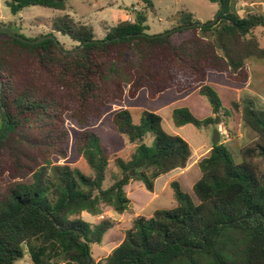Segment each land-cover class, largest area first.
<instances>
[{"label": "trees", "instance_id": "obj_1", "mask_svg": "<svg viewBox=\"0 0 264 264\" xmlns=\"http://www.w3.org/2000/svg\"><path fill=\"white\" fill-rule=\"evenodd\" d=\"M67 1L11 0L6 6L16 15L32 6L64 11ZM210 1L221 3L212 25L182 11L164 36L148 35L137 11L102 39L68 15L54 18L51 31L36 38L14 33L33 41L55 31L76 44L70 53L52 39L31 45L0 33V264H15L24 251L32 264H51L53 255L62 264H264V173L250 162L264 159V111L250 100L241 110L231 106L256 141L240 151L238 164L223 144L211 145L196 163V204L171 182L176 206L134 216L121 243L97 263L91 246L101 243L112 222L80 218L105 208L132 212L125 192L130 183L153 192L156 179L184 169L192 155L184 140L163 130L159 115L123 107L125 94L134 100L144 91L152 99L199 87L211 116L198 120L179 108L173 125L217 130L230 112L203 84L207 76L245 83L246 61H264L254 35L264 30V14L240 16L235 0ZM141 2L152 9L149 0ZM186 29L192 35L173 44L171 36ZM110 106L117 109L106 117ZM100 120L101 126L91 125Z\"/></svg>", "mask_w": 264, "mask_h": 264}, {"label": "rangeland", "instance_id": "obj_2", "mask_svg": "<svg viewBox=\"0 0 264 264\" xmlns=\"http://www.w3.org/2000/svg\"><path fill=\"white\" fill-rule=\"evenodd\" d=\"M10 1L0 0V25H7L10 32L19 34L25 39L49 33L52 28V20L63 15H68L74 22L90 26L95 38L102 39L108 29L121 21L125 9H128L131 16L135 14L132 10L133 7L137 9V12H143L148 35H162L170 32L182 11L191 13L194 19L203 24L210 22L218 10V4L210 0H149L152 9H143L141 0H68L64 11L32 6L12 15L6 6V2ZM235 1L236 10L240 16L249 12L264 14V0ZM51 33L62 51L70 52L75 48L76 44L67 36L55 31ZM191 35L192 31L186 29L173 34L171 41L177 45ZM254 35L260 45L264 47V30L258 28L254 31ZM245 66L248 73L245 83H233L220 74H209L203 83L217 93L223 108L230 112V117L218 126L217 131L220 137L219 143L229 150L236 164L241 163L240 151L251 146L256 141V136L245 127L241 113L234 111L231 103H236L241 110L242 102L250 100L255 109L264 111V61L248 59ZM198 89L199 87H195L183 94L168 90L152 99L144 91L139 92L134 100H129L125 94L122 102L123 107L135 110L143 109L159 115L163 130L167 134L176 135L184 140L190 147L192 155L182 171H172L174 173L159 177L155 182L153 192H147L141 183H130L125 188V192L130 200L132 212L117 215L109 208H105L102 214L96 217L86 213L80 215L83 221L92 225H96L102 220L112 222V227L105 233L101 243L91 246V257L95 263L103 261L121 243L124 232L130 227L131 219L134 216L148 217L157 210H169L176 206L173 191L170 188L171 182H177L181 191L187 194L193 203H197L192 186L201 174L196 163L209 152L214 130L211 127L196 129L192 125L176 128L173 125L172 113L175 109L186 108L198 120L210 117L211 109L206 100L198 95ZM115 109H117L116 106H110V110L105 116ZM135 112L133 111V113ZM102 122L103 120L94 121L91 125L99 127L103 124ZM129 149L130 146H126L123 152L127 153ZM250 162L259 172L264 173L263 158H255ZM49 262L62 264L60 257L54 255ZM15 264L32 263L27 252L24 251L23 259Z\"/></svg>", "mask_w": 264, "mask_h": 264}, {"label": "water", "instance_id": "obj_3", "mask_svg": "<svg viewBox=\"0 0 264 264\" xmlns=\"http://www.w3.org/2000/svg\"><path fill=\"white\" fill-rule=\"evenodd\" d=\"M220 11H221V3L219 2L218 3V10H217L215 16L213 17V19L210 22L207 23L208 25H212L217 20L218 13ZM196 25H199V24H196ZM0 33H6V34L10 35L13 38H16V39H18V40H20L22 42H25V43H28V44H31V45L40 43V42H42V41H44L46 39H52L55 42V40L53 39V37L51 35L44 36V37H39V38H37L36 40H33V41H28V40H25V39L21 38L20 36H17L16 34L10 32L9 30H7L5 28L0 29ZM168 33L169 32L164 33L161 36H164V35H166ZM58 48L61 50L60 46H58ZM62 53H70V52H64V51H62ZM219 138H220L219 137V132L217 130H214L213 137H212V141H211V145L212 146L217 145L219 143Z\"/></svg>", "mask_w": 264, "mask_h": 264}, {"label": "crops", "instance_id": "obj_4", "mask_svg": "<svg viewBox=\"0 0 264 264\" xmlns=\"http://www.w3.org/2000/svg\"><path fill=\"white\" fill-rule=\"evenodd\" d=\"M125 11V14H123L122 16H121V21H126V19L129 17V16H131L130 14H129V12H128V9H125L124 10ZM132 17V16H131ZM176 171H182V170H176ZM176 171H174V172H176ZM174 172H171L170 174H172V173H174ZM159 179V178H158ZM157 180V179H156ZM167 181V180H166ZM156 182V181H155ZM154 185H155V183H154ZM164 186V185H163ZM154 189V188H153Z\"/></svg>", "mask_w": 264, "mask_h": 264}, {"label": "built area", "instance_id": "obj_5", "mask_svg": "<svg viewBox=\"0 0 264 264\" xmlns=\"http://www.w3.org/2000/svg\"><path fill=\"white\" fill-rule=\"evenodd\" d=\"M132 10L133 11H137V9L134 7V8H132ZM131 20V16H129L127 19H126V21H130Z\"/></svg>", "mask_w": 264, "mask_h": 264}]
</instances>
